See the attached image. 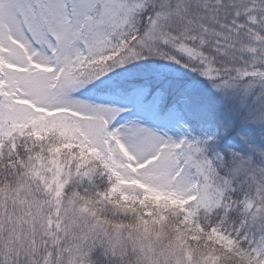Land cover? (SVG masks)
<instances>
[{
  "label": "snow or ice",
  "instance_id": "obj_1",
  "mask_svg": "<svg viewBox=\"0 0 264 264\" xmlns=\"http://www.w3.org/2000/svg\"><path fill=\"white\" fill-rule=\"evenodd\" d=\"M0 264H264V0H0Z\"/></svg>",
  "mask_w": 264,
  "mask_h": 264
}]
</instances>
